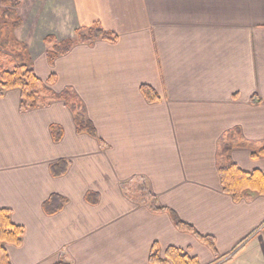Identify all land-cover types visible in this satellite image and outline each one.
Instances as JSON below:
<instances>
[{
    "label": "crops",
    "instance_id": "1",
    "mask_svg": "<svg viewBox=\"0 0 264 264\" xmlns=\"http://www.w3.org/2000/svg\"><path fill=\"white\" fill-rule=\"evenodd\" d=\"M43 1L0 9L33 24L9 34L41 79L54 75V93L82 102L96 136L77 131L62 100L23 110L19 89L0 95V209L24 228L21 244H5L10 263L159 264L152 252L165 259L173 247L198 264H264V194L235 199L218 165L220 140L237 129L232 163L264 174V156H253L264 145V0H52L55 29L38 36ZM94 26L116 39L77 42L50 63L47 36ZM61 160L67 170L54 176ZM143 185L166 210L140 201ZM53 194L66 203L48 214Z\"/></svg>",
    "mask_w": 264,
    "mask_h": 264
},
{
    "label": "trees",
    "instance_id": "2",
    "mask_svg": "<svg viewBox=\"0 0 264 264\" xmlns=\"http://www.w3.org/2000/svg\"><path fill=\"white\" fill-rule=\"evenodd\" d=\"M17 23L19 25L20 21L14 11L0 9V46L5 44L10 47L14 46L17 49L20 48L23 51V44L17 41L15 42L13 35L9 34L11 31L13 33V26L17 25ZM97 39L114 41L116 35L105 31L100 26H94L87 33H80L74 39H66L59 43L56 42L54 36L49 35L46 37V42L51 45L47 51L48 59L52 64L60 55L67 53L75 43H89ZM5 54L0 49V95L6 90L19 89L21 92L20 106L23 110L35 109L51 101L62 100L66 102L74 114L77 131L79 133L86 132L92 136H96L95 128L88 119L85 106L82 102L69 91L56 94L50 89L48 84L53 82L54 75L50 76L46 81L41 79L36 74L32 64L26 59L19 60L18 64L10 68L11 64L9 61H6L7 57L5 58ZM142 92L150 101H155L158 98L155 91L149 86H143ZM52 133L56 141L61 139L62 130L60 127L53 126ZM237 134V129L231 130L219 142L218 165L223 189L225 192L232 194L235 199H240L249 191L264 194V174L260 171L246 172L232 163L230 159V152L237 145L235 142ZM240 145L248 146L249 144L242 142ZM253 156H264V145L258 151H254ZM67 167L68 162L61 160L51 166V172L54 176H61L66 172ZM93 197L95 198L94 202H96V196L93 194L88 195V199L92 202ZM140 201L146 203L154 211L166 210V208L159 205L157 197L150 193L145 185L142 186ZM65 203V198L53 194L45 203L44 209L48 214H54L61 210ZM171 215L178 228L195 232L192 225L183 222L173 211H171ZM23 234L24 228L12 221L10 210L5 208L0 209V264H11L5 244H21ZM200 238L210 246L214 245L212 237L200 235ZM166 255L167 258L162 259L159 257L158 252L154 250L151 254V259L159 264H198L195 257L181 253L173 247L167 250ZM57 264L70 263L62 260Z\"/></svg>",
    "mask_w": 264,
    "mask_h": 264
},
{
    "label": "rangeland",
    "instance_id": "3",
    "mask_svg": "<svg viewBox=\"0 0 264 264\" xmlns=\"http://www.w3.org/2000/svg\"><path fill=\"white\" fill-rule=\"evenodd\" d=\"M10 1L12 3V0H10ZM51 3H52V0H48V1L44 0L41 4L42 6H44V9H45L44 15H42L40 17L37 24H34V26H35L34 32H36V34L38 36H40V34H42V33L48 34V32L50 33L51 30L55 29V24L57 23V19H56V17L54 18V15L61 10H55L54 8H51V6H52ZM46 7H48V9ZM12 11H15V10H12ZM17 26L18 27L20 26V28L18 29L19 31H21V30L27 31L30 28L33 30V24H28L26 19H24V22L20 25H18V23H17ZM66 28L68 30V27H66ZM58 35L59 34H56L57 37H58ZM34 42H35V39H34ZM23 43L24 42H22V44ZM46 45H48V44H46ZM1 46L6 48L3 50V52H4V54L6 53L5 54L6 55L5 58L7 57L6 61H9L11 64L10 68H12L14 65L18 64L19 60H25L26 59V60H29V62L32 64V56H31L32 54L30 55V52L26 50L27 46L25 45V43L22 45L23 49H24L23 51L20 48L19 49H17L16 47L14 48V46H11L12 48L10 46H6L5 44H2Z\"/></svg>",
    "mask_w": 264,
    "mask_h": 264
},
{
    "label": "built area",
    "instance_id": "4",
    "mask_svg": "<svg viewBox=\"0 0 264 264\" xmlns=\"http://www.w3.org/2000/svg\"><path fill=\"white\" fill-rule=\"evenodd\" d=\"M264 227V226H263Z\"/></svg>",
    "mask_w": 264,
    "mask_h": 264
}]
</instances>
